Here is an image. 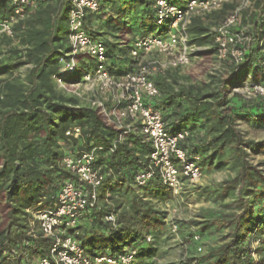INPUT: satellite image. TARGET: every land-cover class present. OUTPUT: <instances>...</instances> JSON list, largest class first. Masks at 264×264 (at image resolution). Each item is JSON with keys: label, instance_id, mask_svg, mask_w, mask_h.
Instances as JSON below:
<instances>
[{"label": "trees", "instance_id": "trees-1", "mask_svg": "<svg viewBox=\"0 0 264 264\" xmlns=\"http://www.w3.org/2000/svg\"><path fill=\"white\" fill-rule=\"evenodd\" d=\"M10 1L0 0V15L10 12ZM119 1L103 0L100 11L90 14L84 26L92 39L104 42L108 70L116 78L137 69V61L130 54L132 45L110 43L101 36L107 29L120 31L124 23L118 15L114 18L109 14L100 25L103 31H97L95 23L105 17L101 13L107 6ZM168 1L182 6L188 0ZM36 2L37 10L16 26L15 38H0V56L11 59V63L0 65V76H10L0 81V214H4L0 264H34L49 254L52 240L30 234L29 212L52 208L62 186L67 181H78L61 160L64 155H77L81 150H96L95 165L105 179L99 189L100 209L83 215L74 235L91 258L119 255L135 247L138 254L132 264H136L138 259L152 257L155 252L147 237L165 230V213L152 206V200L161 202L171 194L159 179L142 189L135 186V177L147 167L153 150L150 143L136 133H129L120 142L121 131L107 125L97 110L59 89V59L71 50L68 14L72 0ZM133 3L146 12L150 22L147 33L152 35L157 28L154 0ZM252 9L243 17L244 25H250L247 35L251 38L244 61H226L225 76H211L210 82L201 86L182 84L177 75L180 70L154 78L160 95L153 106L162 113L170 135L188 131L189 135L179 143L188 160L200 157L202 168L208 171L229 169L235 173L221 183L197 190L199 198L218 209L204 210L203 221L176 223L179 233L191 245L192 229L204 237L226 231L219 243L208 247L206 255L187 258L182 264H264V174L249 161L250 155L264 153V140H246L238 128L242 121L264 128V101L232 93L248 78L264 85L260 66L264 0L256 1ZM166 28L158 34H164ZM188 34L190 44L201 48L197 54L216 55L212 27L203 18L192 20ZM146 36L149 35H142ZM21 66H27L24 75L15 76L14 71ZM94 68L93 62L88 64L87 59H81L75 72L61 77L74 84ZM71 127L81 129L78 138L67 136ZM110 213L116 214V227L105 222ZM255 240L260 241L256 248Z\"/></svg>", "mask_w": 264, "mask_h": 264}, {"label": "built area", "instance_id": "built-area-1", "mask_svg": "<svg viewBox=\"0 0 264 264\" xmlns=\"http://www.w3.org/2000/svg\"><path fill=\"white\" fill-rule=\"evenodd\" d=\"M102 1L72 0L68 14L71 50L59 59L58 87L97 110L107 125L121 131L120 142L129 133H136L151 144L153 150L147 167L135 177L137 188H145L151 181L159 179L172 196L179 197L187 187L200 184L205 174L200 157L188 160L179 146L189 135L188 131L170 135L162 113L153 106L160 95L154 78L188 67L201 51V48L190 44L188 28L192 20L221 12L235 0H188L182 6L168 0H154L156 25L160 29L167 27V30L164 34L137 38L130 51L131 57L137 61V69L119 78L108 70L109 59L104 42L92 39L84 27L88 16L100 11ZM251 6L252 0H238V5L212 29L219 61L235 64L244 61L251 38L247 35L248 27L244 25L243 17ZM9 7V13L0 15V38L14 39L16 26L26 21L37 10L38 4L36 0H11ZM262 54L260 66L264 73V48ZM81 59L95 64L93 72L84 74L77 83H66L61 76L75 72ZM232 93L248 100L264 101V85L252 83L251 78L243 86L232 89ZM80 133V128L71 127L67 136L78 138ZM96 161V150L64 155L61 164L78 181H67L62 186L52 208L29 212L32 214L30 234L33 237L40 234L52 240L49 254L34 264H132L135 261L138 254L135 247L123 254L91 258L74 235L81 217L88 211L100 209L99 189L105 177L96 167ZM105 222L116 227V214L106 215ZM171 231L178 233V225L172 223ZM150 241L151 237H147V242ZM191 241L195 254H202L203 235L194 229ZM259 243L255 240L254 245Z\"/></svg>", "mask_w": 264, "mask_h": 264}, {"label": "rangeland", "instance_id": "rangeland-1", "mask_svg": "<svg viewBox=\"0 0 264 264\" xmlns=\"http://www.w3.org/2000/svg\"><path fill=\"white\" fill-rule=\"evenodd\" d=\"M119 13V14H118ZM105 17L96 19L95 29L97 31H103L100 28L101 23L107 20L108 14L114 18H118L123 26L120 27V31L109 30L104 31L101 38L104 41H109L110 43H120L125 47H129L133 42L142 37L143 34H148V17L146 12L141 6H137L133 3V0H121L114 4L113 6H107L104 13ZM225 13H217L211 17H204V22L211 26L212 29L221 23L224 18ZM160 28L157 27L154 31V35L158 34ZM117 37V38H116ZM128 50V49H127ZM3 48L0 47V53ZM3 53V52H2ZM91 62L88 60V64ZM5 63H11V59L8 56H0V65ZM228 62H221L217 59L216 55H195L192 59L191 64L181 69L177 72L178 77L182 84L187 86H201L210 82L211 76H225L228 72ZM27 66H21L18 70L14 71V75H24ZM10 78L9 75L0 76V81ZM238 128L242 131L246 140H253L256 142L264 140V128L257 129L249 122H239ZM249 161L251 165L257 168L264 174V153L258 155H250ZM204 174L206 178L203 181L193 187H187L185 191L179 196L174 197L171 195L168 199L164 201L152 200V206L156 209L161 210L165 213V230L157 234V236L150 235L151 241L147 242L152 245L155 249L152 257L138 259L136 264H182L187 258L190 257H203L206 255L208 247L213 246L220 242L221 238L226 234V231H219L211 236L206 235L204 237L203 243V253L196 255L194 247L190 242L185 241L182 234L179 232L174 234L171 231L172 223H177L178 221H203L202 215H204V210L208 209H218V206L212 204L211 202H206L203 198H199V193L197 190L200 187H206L209 185H215L221 183L224 180L234 177L235 173L232 170L225 169L223 171H208L204 169ZM206 182V184H205ZM208 183V185H207ZM124 194V193H122ZM143 192H140V197ZM126 201V199H123ZM149 200V199H148ZM4 220V214H0V227ZM194 230V229H192ZM147 246L146 243L142 244ZM254 245V244H253ZM187 247V248H186ZM256 248L257 246H253Z\"/></svg>", "mask_w": 264, "mask_h": 264}, {"label": "crops", "instance_id": "crops-1", "mask_svg": "<svg viewBox=\"0 0 264 264\" xmlns=\"http://www.w3.org/2000/svg\"><path fill=\"white\" fill-rule=\"evenodd\" d=\"M256 1H259V0H252V6L250 7V8H248L245 12H244V14L246 15V16H248L249 15V13H251V11L253 10L252 9V7H253V5H254V3L256 2ZM238 5V0H235L234 1V3H232L231 5H229V6H227V9H225L223 12L225 13V16H224V18L236 7ZM223 18V19H224ZM222 19V20H223ZM247 26H250V25H248L247 24ZM215 27H216V25H215ZM264 42V41H263ZM262 42V44H264ZM261 44V45H262ZM205 178H206V176H205ZM205 184H206V182H205ZM207 185H208V183H207ZM186 221L188 220V219H185ZM187 248V247H186Z\"/></svg>", "mask_w": 264, "mask_h": 264}]
</instances>
